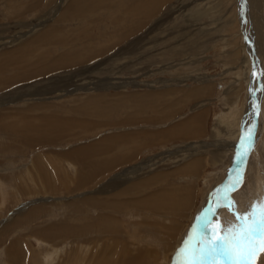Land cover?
Masks as SVG:
<instances>
[{"label": "rangeland", "instance_id": "obj_1", "mask_svg": "<svg viewBox=\"0 0 264 264\" xmlns=\"http://www.w3.org/2000/svg\"><path fill=\"white\" fill-rule=\"evenodd\" d=\"M139 1L106 0L99 4L102 12L99 7L59 23L56 18L71 5L84 2L39 0L30 7V0L12 4L0 0V54L13 51L24 42L31 47V36L43 32L48 25L58 26L57 33L44 36L48 42L60 44L66 39V47L52 44L31 50L43 56L42 65L38 64V57L27 60L22 51L24 65L0 68V79L9 81L5 87L0 81V93L8 94L4 99L0 97V264H176L175 246L189 245L186 236L198 226L206 208H210L208 223L197 236L205 234L215 240L223 234V227L236 223L235 214L247 212L253 202L264 198V99L261 117L259 111L255 115L250 103L254 77L258 74L260 79L264 71L256 73L252 65L239 1L157 0V8L145 11L146 15L141 11L139 19L121 17L120 13L126 9L127 14L136 2L149 0ZM256 1L259 0L252 3ZM88 3L91 2L86 0ZM259 4L262 12L251 4L248 7L257 35L264 31V24L258 22L262 16L257 17L264 16V0ZM18 12H24L23 16L16 17ZM109 12L119 18L111 22L106 18ZM103 13L105 16H100ZM80 38L85 45L82 51ZM105 47L109 50L105 51ZM66 49L70 50V60L60 54ZM58 59L63 61L51 68L50 61ZM96 67L102 71L95 72ZM73 71V86H65L66 80L53 77H65ZM119 87L127 90L121 94L144 90L165 93L154 107L168 109L167 113L164 117L150 114L147 119L159 117L150 122L127 121L130 100L127 108L111 116L122 123L96 125L92 122L100 118H94L86 131L82 104L99 89L109 88L112 93ZM194 88L202 90L186 100V93ZM14 91L22 93L10 96ZM260 91L264 98L261 85ZM178 98L185 101L175 103ZM35 102L46 105L38 108ZM46 112H53L58 118L69 117L67 120L74 126L52 139L23 136L22 132L39 129L40 120L50 116ZM196 112L200 114L190 125L191 115ZM147 115L141 113L142 117ZM16 116L20 117L19 122ZM257 117L259 129L251 131L252 147L241 160L237 157L239 143L242 136L248 137V129L254 126L252 120ZM175 124L184 133L169 135L167 130L171 131ZM4 131L12 133L14 139L6 138ZM138 132L146 135L139 136ZM129 134L138 146L130 161L117 162L114 156L132 144L122 138ZM111 135H116L115 145L105 140ZM83 145L90 146L86 155L101 149L91 158L110 165L103 173L94 171L90 182L78 181L74 178L75 168L67 167L68 159L75 158L79 168L87 169L89 158H80L74 152ZM247 147L246 143L241 152ZM81 171L86 178V172ZM238 175L243 183L233 191L231 186ZM136 183L140 184L139 190L131 188ZM128 185L130 190L122 192ZM174 186L192 191L190 201L186 206L171 207L172 212L153 208L154 215L147 214V221L142 220L141 205L119 209L108 206L120 194L125 204L133 201L131 193L148 194ZM212 193L215 195L209 199ZM225 196H230L234 205L224 200ZM104 200L102 209L93 203ZM218 203L223 206L218 207ZM101 211L109 216L101 218ZM169 226L174 227L173 238L167 235ZM106 229L115 231L116 237ZM173 240L174 246L170 247ZM124 241L127 243L122 244ZM255 242L260 243V239ZM151 248L157 254H152ZM137 255H142L139 261ZM183 261L184 257L179 264ZM253 264H264V252L254 258Z\"/></svg>", "mask_w": 264, "mask_h": 264}, {"label": "bare ground", "instance_id": "obj_2", "mask_svg": "<svg viewBox=\"0 0 264 264\" xmlns=\"http://www.w3.org/2000/svg\"><path fill=\"white\" fill-rule=\"evenodd\" d=\"M7 1H8V4H12V3H14V2L16 3L17 1H20V0H7ZM38 1L39 0H30V2H31L30 3V7H33V5L35 3H37ZM82 1L84 3H76V4L71 5L70 9L67 10L61 16L57 17L56 20L59 23H62L64 21L72 19L75 16L83 15L86 12L93 11V10L99 8L101 6L99 4H102V2L104 3V1H106V0H88V1L91 2V3H88V4H86V0H82ZM238 1L240 3L239 7H240V13H241L242 22H243L244 40H245L246 46H247V48L249 49V52H250V57L252 59V65L254 64V67H255L254 70L256 71V73L262 74V71H264L263 70L264 69V31H262L263 33H261L258 30L259 31L258 35L255 34L256 31H255L254 27H252V23H251L253 17L251 16L250 11L248 10V7L251 4L255 9L259 7V9H257V11L260 10V12H262L261 6L259 4L260 0L256 1V3H252V0H238ZM139 2H141V0ZM158 2L159 1H157V0H154V1H151V2H150V0L146 1V2L144 1V2H141L140 4H137V2H136L132 6L131 9H129V10L127 9L128 10L127 14H126V9H125V11L123 13H120V15H121V17H129L130 16L134 20L139 19L141 17V15L139 14L141 11H143L144 15H146L145 11H149V12L151 11L152 12L151 9L154 10V8H157L156 4ZM111 3H112V1H111ZM19 4H17V5H19ZM105 4H110V3H105ZM130 5H132V4H130ZM146 6H148V9H146ZM242 6H243V8H242ZM17 8L18 7L14 8L15 9L14 11H16ZM21 9H20V11H21ZM100 10H101V12L103 11L101 9V7H100ZM19 13L20 12H18V15L16 17L23 16V14H24V12L20 13V14ZM106 15H107L106 18L109 19L111 22H113L115 19L119 18L118 14L114 15V14H111L110 12L108 14H106ZM100 16H105V15L103 13ZM259 16L260 17L262 16L261 19L258 20L259 24L262 26V24H264V16L262 14L261 15H257L258 18H260ZM79 20L82 22V24H84L83 20H81V19H79ZM254 20H255V18H254ZM71 23H72V20L69 21L68 25L71 24ZM44 29H46V30H44L41 33H35L34 35L31 36V38H32L31 47H26L25 46L26 43L24 42V43L21 44L20 47L16 48L13 51L4 52V53L2 52L0 54L1 55L0 56V68H5L7 66H13V67L19 68V66L24 65V61H23V59L20 56V53L22 51H24L26 53L25 57H26L27 60H32L33 58L38 57V64L42 65V61H41L40 58H42L43 56H40V54H38L37 52H32L31 51V50H35L36 46L45 47V46H51L53 44L54 46L59 45V46H62V47H66L65 46L66 45V39L65 38L62 39L60 44H58L57 42L50 43L44 38V36L46 34H48V33H54V34L57 33L58 26H56V25H50L49 26L48 25V27H46ZM251 30H252V34H251ZM130 34L131 33H129L128 35H130ZM256 35H257V37H256ZM255 37H256V39H255ZM111 39H113V38H111ZM80 40H81L82 44L79 43V45L81 46L80 49L82 51L84 49L85 45H84L83 40L81 38H80ZM74 42H76V41L74 40ZM86 43L88 44V43H90V41H88ZM248 43H249V45H248ZM111 46H113V45H111ZM135 48H137V47H135ZM253 49H254V51L252 52ZM104 50L106 51V50H109V49H107V47H105ZM60 54L63 55V58L70 60L71 55H70V50L69 49H66L64 52H62ZM62 61H63L62 59H58V60H56L55 62L52 63V60H51L50 61L51 68H52V66L60 64ZM93 70L95 72H101L102 71L101 67L100 68H98V67L93 68ZM103 71H105V69ZM21 72H25V70L21 69ZM18 74H20V71L15 73V75H18ZM74 75H75V71H73L71 74H69V75H67L65 77L64 76L60 77V76H56V75L53 76V77L54 78H59V80L60 79L66 80V81H64V85L65 86H69V85L73 86V84L76 83V82L73 81V76ZM0 81L2 82V86L3 87H5L9 83V81H7V79H0ZM127 84H129V83H127ZM96 85H98V84H94L93 86H96ZM260 85L264 89V75H261V77L259 79L258 78V74H257V76L254 77V83L252 82V85H251V87H253V89H254V97H253L254 99L252 98L253 95L250 93V95H251L250 103H251V106L254 109L255 115L257 116L258 111H259L260 117H261L262 100L264 98L261 95L262 91H260ZM119 88H121L120 90H118L120 92L114 91L112 93L108 92V90L111 91V89H109V88H107V89L105 88L104 90H100L99 89L100 91L98 90V92H96V94L88 97L86 99V101L82 104L81 108H83V109H81V110L85 109L84 111H86V123L84 125V127H86V131L89 132L90 127H92V123L96 124V125H110V124L113 125V124L122 123L123 121H119L118 119L113 120L111 118V116L113 114H117L118 112H120V111L124 110L125 108H127L129 106V101L130 100L132 102V104L130 105L131 113L128 116V118L126 119L127 121H130V122H140V121H143V120H146V121L150 122V121H153V120H156V119L159 118V117H152V118L147 119V117L150 114H158L161 117H164L165 114L168 111V109H165V108H161L160 110H157L154 107L162 100V97L164 95H166L165 93L157 92L155 90H144V91L139 92V93L137 92L136 94L135 93L121 94V92H126L127 90L124 89L125 87H119ZM119 88H115V90L119 89ZM21 90L23 92V89H21ZM200 90H202V89L201 88L191 89L187 93L185 92L187 95L184 98L187 100V99H191L193 97H196ZM16 91H14L13 95H10V96H19L22 93V92L21 93H17ZM203 93H205V90H203L202 94ZM116 94H120V96L117 97V96H115ZM3 96L7 97L8 94L6 92L0 93V97L3 98ZM2 98L0 99V101L2 100ZM137 98H138V100H137ZM251 99H253V101L255 100L256 102H254V104H253ZM177 100H179V101H177ZM180 101L183 102L185 100L183 98L175 99V103H178ZM140 102H145L146 104H149V105L148 106H142V105L139 104ZM35 103L36 104H34V105L36 107H38V108H43L46 105L45 103H42V102H35ZM143 112L147 113L148 115L145 116V117H142L141 113H143ZM46 113L48 115H50V116L49 117L46 116V117H44V118H42L40 120V122L38 123V125H39V129L38 130L25 131V132H22V135L26 136V137H29V136L40 137V136H42V138H44V139H52L53 137L64 135L70 127L74 126V123L72 121H68L67 120V119H70L69 117H67V118H64V117L58 118L57 115L55 113H53V112H46ZM198 113L199 112H196V114H192L191 115L190 125H192V123H193L192 119L195 117V115H198ZM1 118L2 117H0V119ZM94 118H100V119L95 120V121H93L91 123V121ZM19 119H20V117H18V116L15 117V120H17L16 122H19L18 121ZM73 120L76 121L75 119H73ZM259 122L260 121H259L258 117L255 118V121L252 120V123L254 124L253 129L251 130L252 132H254L255 128L257 130L259 129V126H260V125H258ZM176 125L177 124H175L174 126H176ZM17 129L18 128H15V130H17ZM171 129H172L171 131L169 129L167 130V133L169 135H178V134L184 133V131L180 130L178 128V126L173 127ZM192 129H193V127H191V129H190V131H189L190 133H192ZM1 130H3L2 126H1ZM257 132H259V131H257ZM4 133L8 135V137H6V138L14 139L13 136H12L13 135L12 133H9V132H6V131H4ZM138 135L139 136H144L146 134L143 133V132H138ZM115 137H116V135H111V136H109V138L106 137L105 140L107 142H109L111 145H115L116 144L115 141H114ZM122 138H126L128 140H131L132 144H131V146L129 148H123V149H125V152L117 154V155L114 156V160H116L117 162L118 161H130L131 158H132L131 156H133L134 151H135L136 147L138 146V144L137 145L135 144L137 142V140L134 138V136L132 134L122 135ZM145 138H146V140L145 139L144 140L148 142V139H147L146 136H145ZM246 143L244 144V146L246 145ZM89 150H90V146L83 145L81 147L76 148L75 151H74V152H76V153L81 155V156H78L80 158H85V159H86V157L89 158L88 160H86L87 169L79 168V166H78L79 165V161L75 160V158L68 159L69 164H68L67 167L68 168H70V167L71 168H75V173H74L75 177L74 178L78 179V181H80V182H85V181H88V180H89L88 182H90V179L92 177H94V176H92V173L94 171H98V172L101 171V173H103L108 168H110V165L107 164L106 162H104V161H95V160H93L91 158V157L99 154L100 153L99 151L101 149H99V151L93 150L92 152H90L89 154L86 155V153H88ZM237 157H238V155H237ZM86 162H85V164H82L83 167H86ZM192 164H193V166L195 165V163H192ZM238 164H240L239 160H238L237 163H235V165H237V167H238ZM237 167L235 169H233V171L236 170ZM81 170L86 172V178L84 176H82V171ZM228 177H230V176H228ZM228 180H229V178H228ZM228 180H225L226 181L225 183H227ZM75 183H77V181ZM78 184H79V182H78ZM78 184H76V188H80V186H77ZM82 185H85V183H83ZM139 185H140L139 183L132 184L131 188L139 190ZM216 186L217 185H215L213 187V189ZM76 188H74V189H76ZM129 190H130V185H128V186H126V187L121 189L122 192H128ZM120 195H117V196L114 197V204H112V203L108 204L109 208H111V209L118 208L119 209V208H122L123 206L141 205V207L143 208V211H141V213H140L141 215H143V219L142 220L143 221H147L146 220V219H148L147 218L148 217L147 214H153L154 215V213L152 212L153 208H156V209L160 210L161 212H163V208H166L167 212H172L173 210H170L171 207H174V206L180 207L179 206L180 204L186 206V204L191 199L192 191H190L188 188H184L183 186L182 187L181 186L180 187L179 186H174V188H172V189L163 188L162 190H158V191H155V192H149L148 194L131 193V195L133 196L132 197L133 201L127 202L125 204H124L123 201L120 200ZM214 195L215 194L212 193L211 196H209V199H213ZM209 202H211V201L209 200ZM93 203L97 205L98 209H102L103 206L105 205V200L104 201H97V202H93ZM209 210H210V208H206L205 212H202V214H201L202 217H201V215L199 217L200 221L199 222L197 221V223H196L198 226H194L193 229H192L191 234L189 236H186L187 238H189V240L186 241L187 243H189V244L193 243L195 241L194 238L197 237V234L203 232V229L205 228V227L202 228V226H204L203 220H204V218H207V220H208V215L210 214ZM147 211H149V213ZM203 214H204V216H203ZM100 216H101V218H106L109 215L101 211ZM165 218H167V217H165ZM142 222H140L139 225ZM199 224H201V228L199 227ZM181 228L182 227H180L178 229V231L181 230ZM113 229L116 230V231L119 230L118 227H114ZM173 229H174L173 226H169L168 231H167V235L169 237H171V238H173L176 235V233H175V235H173ZM108 231L113 233L114 236L116 237L115 231L107 230V229L105 230V232H108ZM119 237L123 238L124 240L129 239V236H123V237L119 236ZM119 237H117V238H119ZM131 237L134 239L135 235H132ZM174 241H176V240H173L171 245H170V243H168V245H170V247H173L174 246ZM179 241H178V243H179ZM125 243H127V241H124L122 244H125ZM182 248H183V243L179 247L175 246V252L176 253L174 255V258H177L176 264H179V261L181 260V258L184 257L182 254H179V250L182 249ZM150 252L152 254H157L158 251H156L155 248H151ZM141 257H142V255H137L136 260L139 261L141 259ZM257 258H258V256H257Z\"/></svg>", "mask_w": 264, "mask_h": 264}, {"label": "snow or ice", "instance_id": "obj_3", "mask_svg": "<svg viewBox=\"0 0 264 264\" xmlns=\"http://www.w3.org/2000/svg\"><path fill=\"white\" fill-rule=\"evenodd\" d=\"M244 144L242 136L241 145ZM247 145V149L237 154L241 160L246 158L252 147L251 129H248ZM241 183L242 176L238 175L232 183V190H236ZM224 200L234 205L230 196H225ZM217 206L223 204L218 203ZM235 215L236 223L223 227V234L215 240L209 235L200 234L193 243L180 249L179 254L184 256L183 264H253L254 258L264 252V198L253 202L247 212ZM203 223L207 225V218ZM258 238L260 243L255 242Z\"/></svg>", "mask_w": 264, "mask_h": 264}, {"label": "water", "instance_id": "obj_4", "mask_svg": "<svg viewBox=\"0 0 264 264\" xmlns=\"http://www.w3.org/2000/svg\"><path fill=\"white\" fill-rule=\"evenodd\" d=\"M242 8H243V6H242ZM247 41V40H246ZM253 48V47H252ZM254 51V49L252 50V52ZM253 67V66H252ZM245 135H247V133H244ZM244 135V136H245ZM245 138V143L247 142V136L246 137H244ZM242 147H245L244 145L242 146L241 145V142L239 143V146H238V153H240V151L242 150ZM239 157V156H238Z\"/></svg>", "mask_w": 264, "mask_h": 264}]
</instances>
